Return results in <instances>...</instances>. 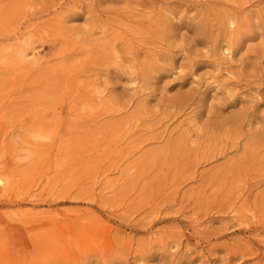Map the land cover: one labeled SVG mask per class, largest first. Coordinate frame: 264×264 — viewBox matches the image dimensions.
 <instances>
[{
  "label": "rangeland",
  "instance_id": "obj_1",
  "mask_svg": "<svg viewBox=\"0 0 264 264\" xmlns=\"http://www.w3.org/2000/svg\"><path fill=\"white\" fill-rule=\"evenodd\" d=\"M0 264H264V0H0Z\"/></svg>",
  "mask_w": 264,
  "mask_h": 264
}]
</instances>
